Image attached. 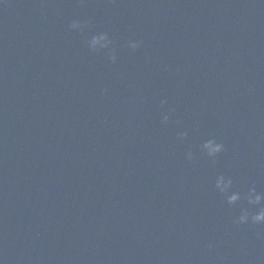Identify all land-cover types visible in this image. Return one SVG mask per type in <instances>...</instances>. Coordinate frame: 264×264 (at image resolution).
<instances>
[{"label":"water","instance_id":"95a60500","mask_svg":"<svg viewBox=\"0 0 264 264\" xmlns=\"http://www.w3.org/2000/svg\"><path fill=\"white\" fill-rule=\"evenodd\" d=\"M221 174L264 190V0L0 2L3 264H264Z\"/></svg>","mask_w":264,"mask_h":264},{"label":"clouds","instance_id":"9594fccd","mask_svg":"<svg viewBox=\"0 0 264 264\" xmlns=\"http://www.w3.org/2000/svg\"><path fill=\"white\" fill-rule=\"evenodd\" d=\"M2 2V0H0ZM88 23L85 21L82 23L79 20H74L70 28L75 30H82L83 27ZM112 40L109 39L108 34L105 32H100L94 34L90 40H88V48L94 52H100L101 49H110L112 45ZM127 46L130 49H136L140 46V41L137 40H129L127 42ZM109 59L111 62L115 63L117 57L115 55V50L111 49L109 53ZM161 105L165 104L166 101L161 100ZM169 110L168 112H162L161 114V123L166 124L169 120ZM186 135L184 132L178 133V136L183 138ZM203 149L206 151L209 157L215 159L217 154L221 153L224 150V145L222 143L217 142L215 139H208L203 144ZM187 157L191 159V153H187ZM215 187L221 192L225 194L227 203L229 205H235L241 199L247 202L249 206H258L255 207L253 211L251 207L241 208L239 215L235 218L236 224H247L249 222L257 225H264V190L258 191L255 184L249 186L246 192L241 193L240 191L232 190L233 187V179L231 176H225L223 174L218 175L215 179ZM260 236L261 234H257ZM0 264H3L0 261Z\"/></svg>","mask_w":264,"mask_h":264}]
</instances>
